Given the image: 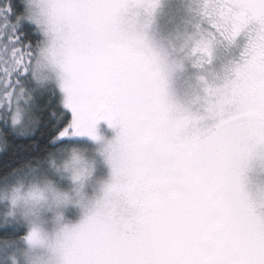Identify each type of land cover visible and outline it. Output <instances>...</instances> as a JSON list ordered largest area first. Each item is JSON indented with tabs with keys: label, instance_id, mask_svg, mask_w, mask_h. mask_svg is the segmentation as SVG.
<instances>
[{
	"label": "rangeland",
	"instance_id": "374dc122",
	"mask_svg": "<svg viewBox=\"0 0 264 264\" xmlns=\"http://www.w3.org/2000/svg\"><path fill=\"white\" fill-rule=\"evenodd\" d=\"M43 3L61 24L47 39L56 67L34 65L35 81L52 85L62 66L71 67L112 119L97 121L96 135L84 137L91 144L61 153L43 177L16 185L22 196L15 203L12 187L5 189L3 213L25 222L27 230L39 225L69 239L63 264H250L258 258L264 251V75L240 61L248 59L244 52L227 56L221 49L213 63L181 82L179 94L157 81L155 90L172 106L163 123L175 133L153 136L118 115L115 95L124 88L105 82L119 37L111 0ZM139 49L148 51L143 41ZM235 61L238 68L223 66ZM168 98L158 101L164 105ZM19 104H31L26 89ZM77 150L88 166L82 176L78 167L64 166ZM110 174L116 179L107 197L87 225L74 227Z\"/></svg>",
	"mask_w": 264,
	"mask_h": 264
},
{
	"label": "snow or ice",
	"instance_id": "6c2138e0",
	"mask_svg": "<svg viewBox=\"0 0 264 264\" xmlns=\"http://www.w3.org/2000/svg\"><path fill=\"white\" fill-rule=\"evenodd\" d=\"M108 7L143 41L165 90L179 94L181 82L213 63L221 49L229 55L243 51L251 69L264 75V0H111ZM60 24L43 0L27 8L24 0H0V146L6 150L15 138L32 139L37 132L47 141L41 154L26 150L4 166L0 186L46 166L53 151L95 136L99 119H112L80 86L71 67L62 66L51 86L32 88L31 104L20 107L33 66L56 67L47 39ZM33 237L14 217L0 215V264H19L21 242ZM250 264H264V251Z\"/></svg>",
	"mask_w": 264,
	"mask_h": 264
},
{
	"label": "trees",
	"instance_id": "16d2710c",
	"mask_svg": "<svg viewBox=\"0 0 264 264\" xmlns=\"http://www.w3.org/2000/svg\"><path fill=\"white\" fill-rule=\"evenodd\" d=\"M25 5L27 8V3H25ZM116 27L117 30L115 33L119 34V37L113 44L114 48L112 47L110 50L111 59L109 62L108 72H106L107 75L105 82H107V87L115 82V84L118 83L117 87L120 86L124 88L122 91L118 92L117 95H115L114 101H119L118 103L121 105L118 106V115L122 116V119H124L125 122L128 120L129 122L136 120L137 124H140V128H137L138 130H148L153 136L156 134H164L166 138L170 137L175 133V129L172 127L169 128L170 123L164 124L163 122L168 120L170 121L169 111H171L172 108L170 102L171 100H169L167 95H158V90H155L158 81V69L155 67L154 62L150 58L151 54L147 50H138V46L141 44L142 40L134 35L130 27L125 26L122 23H118ZM127 49H129L131 52L125 57ZM242 52L243 51L237 50V55H243ZM227 56H230L229 53H227ZM243 58L244 59L240 61L245 63H247V61L250 62L249 59H246V57ZM240 61H235L234 63L226 62L223 64V66L227 65V68L230 66H236V68H238L237 65ZM36 86L49 87L51 85H41L38 81L36 82L33 77L31 84H27L24 88L29 94L32 88ZM160 97L164 99L168 98L169 102H165L164 105L160 104L158 101ZM145 100L147 103L143 106L142 103L145 102ZM130 105L134 107L133 111L129 110ZM163 113H165L164 120L159 118V116ZM230 118L231 117H228L225 120ZM121 122L123 123V121ZM218 124L219 123H215L212 125V127H217ZM41 131H43V129H41ZM84 140L87 139L82 138V140L77 143L64 146L59 150L53 151L47 158L46 166H40L36 171H32L27 174H21L14 178L9 184L0 186V194L5 189L16 186L21 182H28L33 176L39 175L43 177L42 174L44 173V170H46L49 166H54L55 164L60 163V159H58V157L61 153H67L73 148L75 149L83 146L85 147L86 145L91 144L90 142ZM46 143L47 141L45 138L41 136L40 132H37L32 139L24 137L15 138V140L7 147L6 150L3 148V146H0V170H3L4 166L9 165L13 161L17 160L20 155L25 153L26 150L27 152H31L35 155L41 154ZM3 214V210L0 208V215ZM9 219H11V217H9ZM18 221L21 222L27 229L25 222L21 220Z\"/></svg>",
	"mask_w": 264,
	"mask_h": 264
},
{
	"label": "clouds",
	"instance_id": "9594fccd",
	"mask_svg": "<svg viewBox=\"0 0 264 264\" xmlns=\"http://www.w3.org/2000/svg\"><path fill=\"white\" fill-rule=\"evenodd\" d=\"M29 2L30 0H25V3ZM37 66H39V64ZM23 115L24 114L22 113L21 120H23ZM64 166L66 168L78 167L80 169L81 176L84 174V169L88 167L85 163V157L79 150L71 153V155L66 159ZM115 179L116 176L114 174H110L108 177L100 180L96 197L93 198L88 205H86L80 223L74 227L79 228L87 225L90 217L95 213L97 207L107 197L109 186ZM10 195L12 199L15 198V201L19 200L22 196L17 186H13L11 188ZM28 231L30 235L34 233V237L32 239H25L21 242L19 251L16 253L19 264H63L61 256L63 249L70 243L69 239H67L63 234H50L49 232L43 230L39 225L33 226Z\"/></svg>",
	"mask_w": 264,
	"mask_h": 264
}]
</instances>
